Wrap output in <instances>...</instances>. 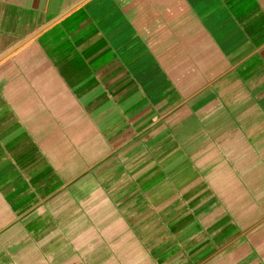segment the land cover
<instances>
[{"label": "crops", "instance_id": "0c3cea01", "mask_svg": "<svg viewBox=\"0 0 264 264\" xmlns=\"http://www.w3.org/2000/svg\"><path fill=\"white\" fill-rule=\"evenodd\" d=\"M0 264H264V0H0Z\"/></svg>", "mask_w": 264, "mask_h": 264}]
</instances>
